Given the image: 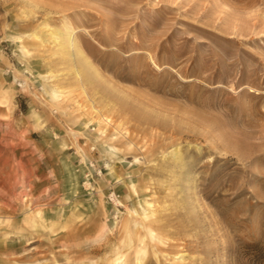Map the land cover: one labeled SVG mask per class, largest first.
<instances>
[{
    "label": "rangeland",
    "instance_id": "1",
    "mask_svg": "<svg viewBox=\"0 0 264 264\" xmlns=\"http://www.w3.org/2000/svg\"><path fill=\"white\" fill-rule=\"evenodd\" d=\"M113 192L142 264H264V0H0V264H136Z\"/></svg>",
    "mask_w": 264,
    "mask_h": 264
},
{
    "label": "bare ground",
    "instance_id": "2",
    "mask_svg": "<svg viewBox=\"0 0 264 264\" xmlns=\"http://www.w3.org/2000/svg\"><path fill=\"white\" fill-rule=\"evenodd\" d=\"M47 25V24H46ZM43 26L44 28H46V29H48V27L47 26ZM66 25V24H65ZM65 25L63 24V26H64V28H65ZM42 27V26H41ZM40 27V28H41ZM42 27V28H43ZM67 27V26H66ZM39 28V29H40ZM52 29V28H51ZM63 29V28H62ZM73 29V28H72ZM65 30V29H64ZM41 31V30H40ZM45 31V30H44ZM51 32V35L52 36H50V37H53V35H56V34H58V32H57V30H50V27H49V29H48V32ZM46 32V31H45ZM63 33V32H62ZM76 33V32H75ZM40 35V34H39ZM48 35H50V34H48ZM66 35L67 36H69V41H68V43L70 44V46L71 47H74L75 46V44H74V41H73V38L71 37V33L69 32V30L66 28ZM77 35V34H76ZM76 35H74L75 37H76ZM26 36H28V35H26ZM39 37V36H38ZM46 37V36H45ZM44 38V37H43ZM38 40V39H37ZM59 40V39H58ZM76 40V39H75ZM41 41V40H40ZM46 41V40H45ZM55 41V40H54ZM57 41V40H56ZM77 41V40H76ZM22 42V41H21ZM55 43V42H54ZM67 43V44H68ZM56 44V43H55ZM59 44V43H58ZM66 44V45H67ZM78 44V43H77ZM59 45H57V47H58ZM61 46H62V44H61ZM77 46V45H76ZM81 46V45H80ZM62 49H64V48H66V46L64 45V48H63V46L61 47ZM61 48H58V49H61ZM79 48V47H78ZM73 49H76V48H73ZM55 50V49H54ZM78 50H80V48L78 49ZM61 51H63V50H61ZM76 52H77V50H76ZM80 52V51H79ZM79 52H77L78 53V55H80L79 54ZM55 53V51L53 52V54ZM57 53V52H56ZM58 53H59V51H58ZM62 54V53H61ZM59 55H60V53H59ZM72 55H73V53H72ZM78 55H77V58H78ZM53 56V55H52ZM64 56V55H63ZM67 56V55H66ZM59 57H62L61 55L59 56ZM53 58V57H52ZM51 58V59H52ZM58 58V57H57ZM70 58V57H69ZM68 58V59H69ZM61 59V58H60ZM59 59V60H60ZM64 58H62V60H63ZM65 59H66V57H65ZM59 60H57V61H59ZM61 60V62H63ZM71 60V59H70ZM74 60V59H73ZM75 61V60H74ZM79 61V60H78ZM60 62V61H59ZM70 62V61H69ZM80 62V61H79ZM72 63V62H71ZM85 63V62H84ZM28 66V65H27ZM89 66V65H88ZM92 66V65H91ZM73 67V66H72ZM68 68V67H67ZM91 67H89V69H90ZM70 69H72L71 67H70ZM24 72L26 71L25 69L23 70ZM72 72V71H71ZM78 73H80V72H78ZM24 74V73H23ZM71 74V73H70ZM49 75V74H48ZM81 75V74H80ZM69 76V75H68ZM53 77V76H52ZM55 77V76H54ZM58 91V90H57ZM53 93V92H52ZM57 93H59V92H57ZM54 94V93H53ZM55 96V95H54ZM53 96V97H54ZM60 96V95H59ZM56 97V96H55ZM97 122H99L98 120H97ZM102 133H103V131H102ZM105 136V135H104ZM113 138V137H112ZM111 138V139H112ZM112 141V140H111ZM115 145V144H114ZM131 145V144H130ZM110 146H112V145H110ZM177 147V146H176ZM110 149V151H114L113 149L114 148H109ZM80 150V149H79ZM179 151V150H178ZM176 149L174 150V152H173V155L174 156H176V155H178L179 154V152H178ZM107 153V152H106ZM108 154V153H107ZM118 154V153H117ZM168 154V153H167ZM83 155V154H82ZM180 156V155H179ZM178 162H180V159H179V161ZM111 171V170H110ZM99 195V194H98ZM111 197V199H112V201H113V203H114V205L115 206H119V207H123L125 210H126V214H127V216H126V219L122 222V224H121V227H122V230H123V232L122 233H124V235H125V238H127V245H128V249H130V246H131V241H132V237L134 236H136L135 238H136V240H137V243H138V246H136V248H135V254H136V264H142V262H143V260H144V257H145V255H146V252H145V250H146V246H147V243H145L146 241L148 242V244H149V247H151L150 245H153V243H158V242H160L161 243V241L159 240V237H158V235H156V233H155V230H162V228H164L163 226H162V221H161V219L158 217V215L156 214V211H155V202L153 203V202H151V201H145L144 200V204L146 205V208H142V206L140 205L141 203L140 202H138V206L140 207V212L134 207V206H128V205H124L123 203H122V201L119 199V197H117V194L115 193V192H113L112 193V195L110 196ZM100 198H98V200H99ZM99 202H101V201H99ZM100 206H102V205H100ZM104 208H105V206H104ZM120 229V228H119ZM163 243H164V241H163ZM154 244V245H155ZM153 245V246H154ZM158 245V244H157ZM161 245H163V244H161ZM156 246V245H155ZM147 249H148V247H147ZM152 250L154 249V248H151ZM151 250V251H152ZM153 252V251H152ZM155 253V252H154ZM157 255H158V253H156ZM119 255V254H118ZM118 255H115L114 257H115V259H114V257H113V259H112V262H111V264H125V262H124V259H122V256H123V254H122V256H119V257H117ZM156 257H158V256H156ZM155 257V258H156ZM181 258H183V255H180L179 257H177L176 259H181Z\"/></svg>",
    "mask_w": 264,
    "mask_h": 264
}]
</instances>
